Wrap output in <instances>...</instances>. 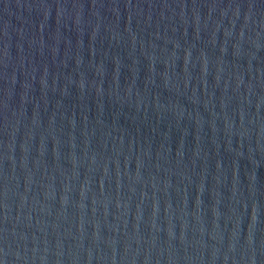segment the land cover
<instances>
[{
    "label": "water",
    "instance_id": "95a60500",
    "mask_svg": "<svg viewBox=\"0 0 264 264\" xmlns=\"http://www.w3.org/2000/svg\"><path fill=\"white\" fill-rule=\"evenodd\" d=\"M0 264H264V0H0Z\"/></svg>",
    "mask_w": 264,
    "mask_h": 264
}]
</instances>
